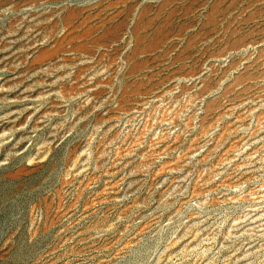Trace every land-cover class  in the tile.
I'll return each mask as SVG.
<instances>
[{
  "label": "rangeland",
  "instance_id": "rangeland-1",
  "mask_svg": "<svg viewBox=\"0 0 264 264\" xmlns=\"http://www.w3.org/2000/svg\"><path fill=\"white\" fill-rule=\"evenodd\" d=\"M0 264H264V0H0Z\"/></svg>",
  "mask_w": 264,
  "mask_h": 264
}]
</instances>
